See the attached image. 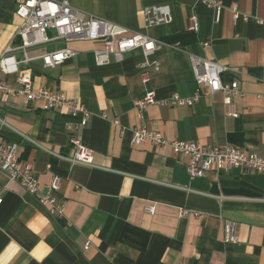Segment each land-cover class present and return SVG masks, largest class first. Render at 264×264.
Returning <instances> with one entry per match:
<instances>
[{"label": "crops", "instance_id": "1", "mask_svg": "<svg viewBox=\"0 0 264 264\" xmlns=\"http://www.w3.org/2000/svg\"><path fill=\"white\" fill-rule=\"evenodd\" d=\"M18 1L0 0V57L20 42ZM58 1L131 35H149L162 49L148 66L142 50L98 65L101 41H59L29 50L32 57L64 47L77 51L55 68L41 60L24 68L36 89L51 86L92 113L82 137L94 151V165L68 160L73 151L64 111L0 98V137L17 145L22 163L33 164L43 194L52 193L53 178H60L54 195L65 207L64 218L52 217L0 174V264H264V174L211 171L192 180L171 148L131 144L133 130L146 127L171 141L229 144L264 157V0H219V23L216 11L200 0ZM163 4L170 5L172 21L148 28L144 9ZM192 16L200 22L197 33L188 30ZM206 41L212 45L204 47ZM191 55L228 66L222 81H238L243 96L228 105L223 93L210 95L203 87L194 106H150L141 120L135 100L148 92L158 99L195 94ZM5 79L16 87L14 76ZM148 204L156 206L154 214L146 212ZM226 221L239 224L237 244L225 240Z\"/></svg>", "mask_w": 264, "mask_h": 264}, {"label": "built area", "instance_id": "2", "mask_svg": "<svg viewBox=\"0 0 264 264\" xmlns=\"http://www.w3.org/2000/svg\"><path fill=\"white\" fill-rule=\"evenodd\" d=\"M206 6L216 11L215 22L219 23L222 4L219 0H200ZM233 16L237 21L240 13L237 6L233 7ZM21 20L18 31L19 43L11 44L0 57V98L4 96L20 97L26 104H43L50 110L64 111L68 117L66 130L70 134V144L73 154L68 157L72 164L86 166L94 165V151L83 143L82 131L89 125L92 113L80 100L70 99L64 92L54 90L51 86L36 89L30 72L24 68L35 60H41L45 68H55L73 59L77 55L74 49L64 47L48 50L40 56L32 57L29 50L51 43L70 42H97L104 43L102 50H96L98 65H106L114 57L116 62H122L124 56L135 50H142L145 55V66L150 65L149 57L162 49V45L149 35H131L127 28L107 20L99 19L76 10L68 1L58 0H19L16 10ZM145 24L148 28L168 24L172 21V11L169 4L146 7L143 11ZM245 21L249 16L244 15ZM188 30L199 32L200 22L197 16H192ZM53 32V34L51 33ZM210 47L212 42L201 43ZM23 54L22 59L16 55ZM190 64L195 81L199 88L192 97H181L174 94L170 98L158 99L156 92H148L143 98L135 100L139 118L142 120L150 106L192 107L202 96L201 88H205L210 95L223 93L225 103L230 105L233 97L242 95L240 84L234 81L225 84L222 75L229 71V67L214 61L190 56ZM155 69H159L158 63ZM14 76L16 87L12 86L5 77ZM231 116L237 118V113ZM106 117V115H104ZM119 124L118 120H114ZM151 142L155 147H169L175 155L186 162L188 174L192 180L205 176L206 173L230 172L239 170L246 175L264 174V157L243 148L223 144L204 146L195 142L168 140L160 133L146 127L135 128L132 132L131 144L140 146ZM0 174L9 182H17L28 194L34 196L38 202L48 208L54 218L65 217V207L58 201L54 192L60 189V178L55 176L51 184V192L45 195L40 190L38 179L32 163H22L18 156L16 144L5 143L0 137ZM0 194V203L2 202ZM146 212L154 214L155 205H146ZM188 211H182V216H188ZM239 224L226 221L224 224L225 240L228 243H238ZM86 244V248L89 247Z\"/></svg>", "mask_w": 264, "mask_h": 264}, {"label": "rangeland", "instance_id": "3", "mask_svg": "<svg viewBox=\"0 0 264 264\" xmlns=\"http://www.w3.org/2000/svg\"><path fill=\"white\" fill-rule=\"evenodd\" d=\"M53 34V32H51Z\"/></svg>", "mask_w": 264, "mask_h": 264}]
</instances>
